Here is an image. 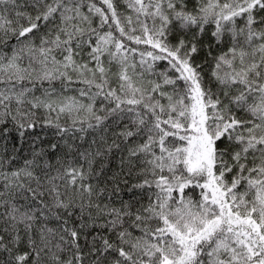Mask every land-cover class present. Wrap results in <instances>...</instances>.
I'll return each instance as SVG.
<instances>
[{
    "label": "snow or ice",
    "instance_id": "6c2138e0",
    "mask_svg": "<svg viewBox=\"0 0 264 264\" xmlns=\"http://www.w3.org/2000/svg\"><path fill=\"white\" fill-rule=\"evenodd\" d=\"M0 264H264V0H0Z\"/></svg>",
    "mask_w": 264,
    "mask_h": 264
}]
</instances>
